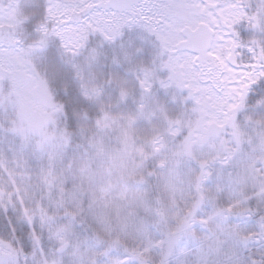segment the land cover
<instances>
[{"label":"rangeland","instance_id":"obj_1","mask_svg":"<svg viewBox=\"0 0 264 264\" xmlns=\"http://www.w3.org/2000/svg\"><path fill=\"white\" fill-rule=\"evenodd\" d=\"M131 2L87 0L88 13L78 24L71 22L70 14L81 10L80 4L52 2L50 12L62 22L59 35L75 42L78 31L81 37L87 25L112 35L111 22L131 15ZM6 14L11 16L0 14V26L13 23ZM157 40L154 63L142 69L143 88L154 85L164 91L173 102L172 110L146 103L141 106L142 116L102 121L119 147L110 151L97 144L99 162L94 172L89 165L76 171L57 159L64 141L54 128L57 117L56 110H50L55 107L51 93L34 72L28 50L15 46L16 39L10 42L12 47L0 40L1 199L19 206L26 218L39 219L52 235L54 248L71 244L64 253L47 256L43 264H247L246 238L258 222L245 217L246 209L242 211L243 189L248 184L264 202V133L253 134L237 125L234 113L241 94L236 78L222 82V88L203 82L206 94L200 104L189 97L188 89L169 82L167 69L160 67L161 42ZM153 117L158 124L167 120L157 128L154 139L158 141L137 142L131 131L136 120ZM148 152L156 162L163 191L158 205L166 218L164 227L148 224L145 214L150 212V202L142 182L127 181L141 172L134 159ZM85 195L93 221L126 248L118 245L103 251L99 243L76 233L68 212H80ZM220 201L226 208L219 209ZM111 212L113 227L106 220ZM129 247L131 253L126 251ZM9 248L0 246V264H26L25 256L20 262ZM261 248L256 245L254 250L262 252Z\"/></svg>","mask_w":264,"mask_h":264},{"label":"trees","instance_id":"obj_2","mask_svg":"<svg viewBox=\"0 0 264 264\" xmlns=\"http://www.w3.org/2000/svg\"><path fill=\"white\" fill-rule=\"evenodd\" d=\"M86 1L0 0V14L10 13L13 21L10 25L0 26V40L12 47L10 42L16 39L15 44L13 43L15 46H24L28 50V59L34 67V72L43 79L51 93L55 107L50 110H56L57 117L54 128L64 141V148L57 159L63 160L64 166L76 171L83 165H89L94 172L95 164L99 162L100 149L97 144L105 145L110 151L119 147L118 140L102 121L142 116L141 106L146 103L152 107L163 106L166 111H171L173 102L164 91L154 85L148 90L143 88L142 69L154 63V45L158 42L154 33L143 23L132 22L129 23L131 26L124 24L120 29L122 34L116 35L112 40L106 38L105 32L91 25H87L85 34L81 37L78 31L79 38L76 35L75 42H67L59 35L58 30L62 22L52 17L51 3L80 4L81 10L74 9L70 14L71 22L78 24L83 22L88 13L84 8ZM260 3L261 0H244L247 15L256 14ZM5 16L11 17L7 14ZM262 29L264 19L256 28L246 19L235 25V32L239 34L237 39L245 45H250L253 39L264 44ZM237 49L241 57L234 69L251 71L249 66L254 62L252 53L248 47ZM243 64L245 65L241 68ZM243 83H247L248 87H242L241 79L236 78L235 85L240 87L242 93L234 113L237 125L253 134L264 133V78L253 82L244 80ZM155 119L156 117L136 120L131 131L137 142L158 141L154 139L156 135L158 137L157 128L167 120L158 124ZM3 138L4 132L0 126V145ZM134 164L141 172L127 181L142 182L144 197L150 202V212L145 214L148 224L156 226L161 223L164 227L166 218L163 219L158 205V198H163V191L158 185L156 162L152 153L148 152L141 158H135ZM243 195L246 200L245 206L241 208L242 211L247 210L245 217L258 222L246 238L249 239L244 248L247 264H264V202L253 194L248 184L243 189ZM85 196L80 212H68L76 233L99 243L103 251L109 250L110 247L118 248V245L126 248V244L109 238L101 229V225L93 221L88 213L90 200ZM221 204L222 201L219 209L226 208ZM112 214L111 212L106 219L109 227L115 224ZM33 225L34 231L30 232L29 229ZM113 231L112 229V233ZM33 236L38 237V243L32 239ZM51 237L39 219L26 218L19 206L4 202L0 194V246L10 247L15 251L20 262L21 256H25L26 264H43L47 256L56 255L57 247H53ZM256 245H262V252L254 250ZM130 248L126 250L128 253H131ZM141 264L150 262L142 261Z\"/></svg>","mask_w":264,"mask_h":264},{"label":"snow or ice","instance_id":"obj_3","mask_svg":"<svg viewBox=\"0 0 264 264\" xmlns=\"http://www.w3.org/2000/svg\"><path fill=\"white\" fill-rule=\"evenodd\" d=\"M128 9L131 15L112 21L113 34L106 38L112 40L122 34L120 29L129 21H143L161 42L160 67L167 69L169 82L188 89L189 97L197 104L206 94L201 87L205 81L222 88V82L239 77L242 87L247 88L244 80L253 82L264 78V44L253 39L250 45H245L238 41L239 34L235 32V25L242 19L253 28L260 26L264 19V0L254 15H247L244 0H179L178 3L132 0ZM241 47H248L254 62L249 66L251 71L237 73L231 65L237 63L235 50ZM29 231H34V225ZM32 239L38 243V237Z\"/></svg>","mask_w":264,"mask_h":264},{"label":"water","instance_id":"obj_4","mask_svg":"<svg viewBox=\"0 0 264 264\" xmlns=\"http://www.w3.org/2000/svg\"><path fill=\"white\" fill-rule=\"evenodd\" d=\"M235 52H236V50H235ZM237 59V58H236ZM237 65V63L236 64H234V65H231V66H236ZM70 246V243L68 242L67 244H64L63 246H60L58 249H57V253H59V254H61V253H64L66 250H67V248Z\"/></svg>","mask_w":264,"mask_h":264}]
</instances>
